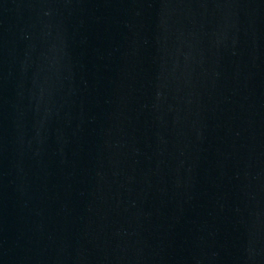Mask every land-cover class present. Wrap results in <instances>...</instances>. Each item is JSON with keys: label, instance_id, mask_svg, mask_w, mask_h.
Segmentation results:
<instances>
[{"label": "water", "instance_id": "obj_1", "mask_svg": "<svg viewBox=\"0 0 264 264\" xmlns=\"http://www.w3.org/2000/svg\"><path fill=\"white\" fill-rule=\"evenodd\" d=\"M0 264H264V0H0Z\"/></svg>", "mask_w": 264, "mask_h": 264}]
</instances>
